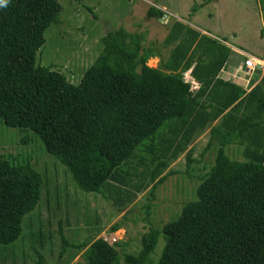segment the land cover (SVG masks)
Listing matches in <instances>:
<instances>
[{
  "label": "trees",
  "instance_id": "1",
  "mask_svg": "<svg viewBox=\"0 0 264 264\" xmlns=\"http://www.w3.org/2000/svg\"><path fill=\"white\" fill-rule=\"evenodd\" d=\"M61 12L57 0H0V118L34 133L78 188L102 194L121 211L149 186L163 183L187 151L190 167L196 161L191 144L210 129L207 149L218 145L217 154L197 199L186 202L175 221L143 234L138 253L123 248V260L264 264V77L249 93L219 78L231 49L190 28L189 38L176 34L186 28L176 20L166 40L177 42L170 55L145 46V33L120 27L103 36L99 56L73 83L38 64L45 33ZM165 14L156 6L148 10L158 20ZM154 57L161 59L156 68L149 66ZM190 70L201 83L195 91ZM22 140L30 143L28 136ZM233 145L242 148L243 160L227 153ZM44 183L31 163L0 159V244L22 236L23 219L39 205ZM120 229L116 223L111 230ZM162 232L165 246L154 263ZM61 234L64 247L70 246ZM120 242L99 238L76 247L86 248L82 264H116ZM39 256L35 264H44Z\"/></svg>",
  "mask_w": 264,
  "mask_h": 264
},
{
  "label": "rangeland",
  "instance_id": "2",
  "mask_svg": "<svg viewBox=\"0 0 264 264\" xmlns=\"http://www.w3.org/2000/svg\"><path fill=\"white\" fill-rule=\"evenodd\" d=\"M57 1L62 5V12L45 33L46 43L38 53V64L62 72L73 83L81 80L99 56L103 36L120 27L134 33H147L149 39L146 37L145 46L156 45V51L170 55V50L157 45H162L167 34L163 26L171 24L172 18L165 24L163 19L148 16L151 6L162 9L161 4H167L189 28L199 33L211 32L220 40L246 48L251 55L262 58L260 61L264 64V0ZM189 28H183V33L178 28L175 33L189 38ZM150 61L148 65L150 63L152 68L159 65L156 59ZM258 77L253 74L251 80ZM250 83L246 81L249 89L254 84ZM209 130L197 135L191 144L189 150L193 148L196 161L190 167L187 151L172 163L163 183L156 189L149 186L121 211L113 200L102 194L78 188L66 166L47 152L43 141L34 133L10 127L0 118V159L8 158L15 164L31 163L45 180L39 205L23 219L22 236L10 245L0 244V264H35L40 262L39 252L44 256V264H82L86 248L80 250L76 245L90 246L99 238L110 243L121 241L116 264H126L123 248L127 253H138L143 234L152 227L161 230L165 224L175 221L184 204L197 199V187L210 171L217 154L218 145L207 149ZM25 136L30 143L23 142ZM226 150L233 159H244L238 145L227 146ZM116 223L121 224V229L113 232L111 229ZM61 231L70 246L64 247ZM122 242H128L127 247ZM164 246L162 232L152 254L154 263L159 260Z\"/></svg>",
  "mask_w": 264,
  "mask_h": 264
},
{
  "label": "crops",
  "instance_id": "3",
  "mask_svg": "<svg viewBox=\"0 0 264 264\" xmlns=\"http://www.w3.org/2000/svg\"><path fill=\"white\" fill-rule=\"evenodd\" d=\"M162 6V10L163 11H165L166 12V10H167V12H169V13H171L172 14V23H175V21L177 20L178 22H180L181 23V25L183 26V27H186V28H189V26H187V24H186V22H185V20L184 21H179V20H181V19H179L176 15H175V12H173L172 10H169V6L167 5V4H161ZM161 9V8H160ZM170 18V19H171ZM173 18H175V19H173ZM154 19H156V18H154ZM169 19V20H170ZM158 20V19H157ZM176 21V22H177ZM168 23H169V21H168ZM172 23L171 24H169V25H167V26H163V29L165 30V27L167 28V34L165 35V38H164V40H163V43H162V45H157L158 46V48H160L161 47V49H166V50H173L174 48H175V46H176V44L175 43H177V42H173L171 45H166V40H167V38H168V36H169V32H170V27L171 26H173L172 25ZM165 25V24H164ZM190 29H192V28H190ZM193 30H195V29H193ZM196 31V30H195ZM198 32H200V31H198ZM203 33H205V35H207L208 37H210V38H212V39H214V40H218L219 42H220V46L221 47H229L230 49H231V55H230V59L228 60V62L225 64V66H224V68L222 69V71H221V73L219 74V78H221V79H224V80H226V81H231L232 83H234L235 85H239V86H241L243 89H245L246 90V92L247 93H249L252 89H253V87H255V85L257 84V83H263V77H264V69H258V71L257 72H255L254 73V75H257V76H259L258 77V79L254 82V84H253V86L249 89V87H247L248 85H246V81L247 80H249V82H251L252 83V81H254L253 79L251 80V75H253V74H251V72H250V74H249V72H248V70L245 68V62H246V60L248 59V58H250V57H253V58H256V59H258V60H263L262 58H258L257 56H255V55H251L250 53H248L247 52V50H246V48H243V47H240V46H235V45H231L230 43H228V41H226V40H220L219 39V37H217V35L216 34H213V33H211V32H207V31H202ZM201 32V33H202ZM144 33V32H143ZM202 33V34H203ZM145 36L148 38V35H147V33H145ZM149 39V38H148ZM146 42H147V40H146ZM159 44V43H158ZM152 46V45H151ZM154 47L156 46V45H153ZM157 53H160V54H162L163 56H167L166 55V53L165 52H163V51H160V52H157ZM245 56V57H244ZM243 58H247V59H244L243 60ZM154 59H156L157 61H158V63L160 64V62H161V59H160V57H154V58H151L150 60H154ZM159 65H157V67H158ZM156 68V67H155ZM191 72H192V70H190V71H188V73H187V75H188V77L190 76L191 77V79H192V82H193V84H194V87L196 88V87H198V86H201V83L200 82H198V80L196 79V78H194V77H192V75H191ZM246 78V79H245ZM250 83V84H251ZM250 86V85H249ZM220 120V119H219ZM218 120V121H219ZM217 121V122H218ZM217 122H215L214 123V125L215 124H217ZM211 132V131H210Z\"/></svg>",
  "mask_w": 264,
  "mask_h": 264
},
{
  "label": "built area",
  "instance_id": "4",
  "mask_svg": "<svg viewBox=\"0 0 264 264\" xmlns=\"http://www.w3.org/2000/svg\"><path fill=\"white\" fill-rule=\"evenodd\" d=\"M170 16H172V14L166 11L165 16L163 17L165 24L168 23ZM259 67L264 68V64L260 60L255 59L253 57L248 58L245 62V68L248 70L249 74H250V72H251V74H254Z\"/></svg>",
  "mask_w": 264,
  "mask_h": 264
},
{
  "label": "clouds",
  "instance_id": "5",
  "mask_svg": "<svg viewBox=\"0 0 264 264\" xmlns=\"http://www.w3.org/2000/svg\"><path fill=\"white\" fill-rule=\"evenodd\" d=\"M189 79H191V77H189ZM191 81V84H192V90H198L199 88H200V86H198V87H194V84H193V82H192V79L190 80Z\"/></svg>",
  "mask_w": 264,
  "mask_h": 264
}]
</instances>
